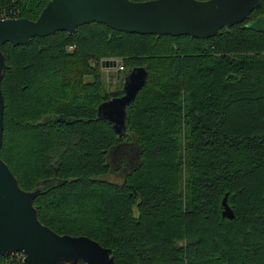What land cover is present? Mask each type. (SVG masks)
Listing matches in <instances>:
<instances>
[{
    "label": "trees",
    "instance_id": "obj_1",
    "mask_svg": "<svg viewBox=\"0 0 264 264\" xmlns=\"http://www.w3.org/2000/svg\"><path fill=\"white\" fill-rule=\"evenodd\" d=\"M48 1L0 0V12L34 20ZM263 14L261 0L210 38L89 22L2 44L0 157L22 189L42 190L39 220L111 248L114 264H264V32L246 26ZM103 58L147 70L122 138L96 118L122 93L106 87ZM122 143L133 166L107 161Z\"/></svg>",
    "mask_w": 264,
    "mask_h": 264
},
{
    "label": "water",
    "instance_id": "obj_2",
    "mask_svg": "<svg viewBox=\"0 0 264 264\" xmlns=\"http://www.w3.org/2000/svg\"><path fill=\"white\" fill-rule=\"evenodd\" d=\"M260 1L49 0L34 20L25 17L0 18V81L7 67L1 51V45L6 42L18 46L27 44L32 37H44L56 31L72 34L78 26L89 22L102 23L126 33L210 38L223 27L246 20ZM246 26L264 32V14L258 15ZM116 62V59H104L101 66L116 67ZM146 78L147 70L143 66L123 69L118 82L121 95L103 101L97 107L96 118L108 121L119 138L127 134V109L144 86ZM3 110L0 87V148ZM120 148H124L123 143L115 150ZM136 154L137 151L134 152L132 166L136 163ZM41 191L40 188L22 189L0 157V256L22 252L23 264H114L111 248L86 235L58 234L43 224L33 205V199ZM221 205L222 216L233 218L234 212L226 194Z\"/></svg>",
    "mask_w": 264,
    "mask_h": 264
},
{
    "label": "rangeland",
    "instance_id": "obj_3",
    "mask_svg": "<svg viewBox=\"0 0 264 264\" xmlns=\"http://www.w3.org/2000/svg\"><path fill=\"white\" fill-rule=\"evenodd\" d=\"M10 11V9H9ZM9 11H5L3 10V12H0V18H11L13 16H9L10 13ZM73 46H69V49H72ZM104 59H114V58H103L100 60V69L103 73V79L105 81L106 87L110 90V91H114L115 89H117L118 87V81L120 78V74L118 73V68L117 67H112V66H105L102 67L101 66V61ZM116 63L121 64L117 59H116ZM117 65V64H116ZM122 149H125V151H122ZM133 151H131L130 149H126L124 148H120L118 150H115L113 152V154H110L107 158V161L109 163H115L118 162L122 165H132L133 163ZM108 178L111 179L112 181L118 182L120 183L122 181V178L117 177L116 175H108ZM14 255V254H12ZM10 255V256H12Z\"/></svg>",
    "mask_w": 264,
    "mask_h": 264
},
{
    "label": "built area",
    "instance_id": "obj_4",
    "mask_svg": "<svg viewBox=\"0 0 264 264\" xmlns=\"http://www.w3.org/2000/svg\"><path fill=\"white\" fill-rule=\"evenodd\" d=\"M116 67L118 68V70H123V69H124L123 66H122L121 64H118V63H117V65H116ZM12 256H15L16 259H18V260H20V261H23V257H24V255H23L22 252H17V253H15V254L12 255Z\"/></svg>",
    "mask_w": 264,
    "mask_h": 264
}]
</instances>
